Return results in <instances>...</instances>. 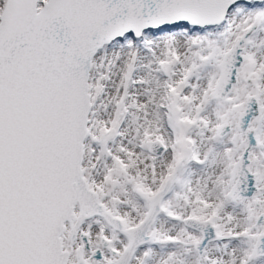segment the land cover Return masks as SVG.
Segmentation results:
<instances>
[{"label": "snow or ice", "instance_id": "snow-or-ice-1", "mask_svg": "<svg viewBox=\"0 0 264 264\" xmlns=\"http://www.w3.org/2000/svg\"><path fill=\"white\" fill-rule=\"evenodd\" d=\"M0 264H264V0H0Z\"/></svg>", "mask_w": 264, "mask_h": 264}]
</instances>
